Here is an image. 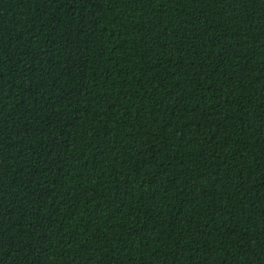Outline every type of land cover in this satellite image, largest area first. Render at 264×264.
<instances>
[{"label":"trees","instance_id":"1","mask_svg":"<svg viewBox=\"0 0 264 264\" xmlns=\"http://www.w3.org/2000/svg\"><path fill=\"white\" fill-rule=\"evenodd\" d=\"M0 264H264V0H0Z\"/></svg>","mask_w":264,"mask_h":264}]
</instances>
